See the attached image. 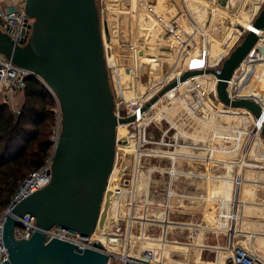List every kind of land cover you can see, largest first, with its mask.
I'll return each instance as SVG.
<instances>
[{
  "label": "built area",
  "instance_id": "built-area-1",
  "mask_svg": "<svg viewBox=\"0 0 264 264\" xmlns=\"http://www.w3.org/2000/svg\"><path fill=\"white\" fill-rule=\"evenodd\" d=\"M27 2L28 0H20L18 7L12 11L4 9L0 5V29L7 33L15 44L20 46L25 44L23 30L28 18L26 14ZM105 7L98 11L103 30L109 80L114 97L115 116L118 120L133 118L130 123L118 124L116 159L119 153L125 160L132 157L134 166L131 169L128 163L125 162L118 174H111L104 194L99 221L95 232L91 236H83L57 226L46 230L44 234L47 243L56 238L74 244L83 250L93 249L104 252L109 255L108 264H159L156 259L161 254L165 259V264H186L182 258L178 257L179 252L171 249L162 250L159 246V238H156L159 230L163 231L172 223L167 211L154 209L156 203L153 200L156 201L158 194V190H155V178L159 175L166 176L170 182L169 187H171L174 178L178 175L176 170L178 162L192 159L187 152L183 151L184 149H195L204 152L205 155L201 160L209 163L215 161L219 153L231 155L233 148L227 150L226 146L234 145V151L240 157V160L236 161L237 165L242 166V168H257L260 166L257 164V160L264 159V139L261 132L264 122V89H262L261 82L262 75H264V30L256 28L254 25L256 20H251L249 28L244 29L240 34L239 37L245 33H254L259 36V40L234 71L226 89L232 102L249 100L257 103L262 108V119L257 120L251 111L227 106L219 99L217 93L218 75L222 73L223 64L230 55L229 50L215 67L208 65L209 63L206 67L204 63L201 69L186 66L168 77L164 86L158 92H154L152 96L147 97L144 94L141 96V100H139L140 98L134 100L129 97L135 89V79L138 77L136 75L137 70L133 64L121 65L116 59V54L112 52V46L105 41L104 23H108L105 20L108 9L107 6ZM189 24L190 27L194 26L190 20ZM109 50H111V54H109ZM198 69L204 72L213 70L216 73L209 75L212 78L209 83V90L202 88L203 83L200 75L180 82L185 73ZM122 70L127 73L126 78L123 77ZM29 78H35L41 82L56 101L54 109L56 126L51 139L53 148L43 166L39 170L29 173L23 180L13 195L9 207L0 215V264L8 260V253L3 242V231L11 207H16L50 184L52 165L61 134L62 113L55 94L40 77L13 64L0 53V96L3 104L11 106L14 99L19 94L24 93ZM173 81H177V86L165 94L164 97H167V100L165 101V110H163L171 119L161 116V120L167 122V127L163 130L161 137H155L151 130L154 127L153 124L157 121L158 112L164 107L160 108L161 104H158L161 99L149 108L146 107L155 93H159ZM212 97L222 106L219 113L224 116L232 115L233 122L237 126H229L228 124L223 126L221 124L219 127H213L211 125L212 120L210 117L215 112L211 103ZM179 101L185 102V106H181ZM14 107L12 106L13 109ZM171 109L176 111L171 113ZM14 111L19 115L21 110L14 109ZM183 113L189 116L188 119H183L184 121L182 120ZM175 116L179 117L175 119ZM243 116L251 117V122L254 121V132L247 131L245 134L244 132H235L237 129L241 130V127L250 128L252 123L246 122L249 120ZM193 120L194 123L198 122L197 120H202L203 126H198L200 128L198 129V138L204 141L203 146L193 147L181 142L182 138L191 139L192 136L179 131L178 125L180 124L178 121L183 122V125H185L184 130L191 132ZM171 133L173 134L172 137H170ZM255 134L260 137V142L255 140ZM150 151L153 153H149ZM149 159L156 161V164L151 168L146 167L148 165L146 162ZM164 160L168 161L169 165L162 168L163 166L159 163ZM149 178H151L150 182ZM144 181H146L145 186ZM171 191L170 188L168 200L172 198ZM102 219L104 223L100 226ZM18 221L20 226L14 230L16 239L29 240L37 230L35 217L27 214L19 218ZM164 239L166 240V238ZM95 245L100 246L101 249L96 248ZM230 262L231 264H264L251 250L238 244L232 247Z\"/></svg>",
  "mask_w": 264,
  "mask_h": 264
},
{
  "label": "water",
  "instance_id": "water-1",
  "mask_svg": "<svg viewBox=\"0 0 264 264\" xmlns=\"http://www.w3.org/2000/svg\"><path fill=\"white\" fill-rule=\"evenodd\" d=\"M23 35L15 44L0 29V53L13 64L40 77L57 97L62 113L61 134L52 165L50 184L16 207L4 225L8 260L3 264H108L109 255L53 238L44 232L54 226L91 236L97 227L109 178L116 161L118 120L104 51V37L96 0H28ZM104 32H109L104 24ZM264 30V8L255 21ZM259 36L248 33L225 60L218 75L217 93L227 106L251 111L262 119V108L249 100L231 101L226 92L234 71L256 45ZM185 73L180 82L202 74ZM207 73L216 74L213 70ZM177 86L173 81L148 105ZM264 138V122L261 128ZM30 214L37 230L29 240L15 237L19 218ZM104 220H101L102 226ZM101 249L100 246L95 245Z\"/></svg>",
  "mask_w": 264,
  "mask_h": 264
},
{
  "label": "crops",
  "instance_id": "crops-1",
  "mask_svg": "<svg viewBox=\"0 0 264 264\" xmlns=\"http://www.w3.org/2000/svg\"><path fill=\"white\" fill-rule=\"evenodd\" d=\"M189 1L203 5V0ZM118 2L119 0H110L109 4L114 14ZM186 2L184 0V4ZM19 3L20 0H0V5L9 11L16 9ZM163 3L166 6L171 5L168 0H163ZM175 5L178 6L177 2ZM242 10L243 7L237 11V15L225 14L216 18L214 22L215 29L230 30L232 34L231 36L226 35L227 44L225 46L223 45V47L214 50L215 57L211 60V65L216 64L219 59L221 60L223 53L230 49L236 41L237 35L235 36V34L240 32L239 26L241 25L238 22L233 23L234 25L231 24L232 26H227V20L235 17L244 26L249 24V22L242 20L244 17L247 21L248 16L243 14ZM241 12L243 16H240ZM186 14L188 16V13ZM115 17L110 23L112 31L117 22V14ZM143 22V19H141V25ZM151 23L153 24V21ZM151 23L148 24L151 25ZM150 28L149 30H151ZM147 42L145 41L142 44L147 45ZM151 44V46L148 44L147 48L143 46L145 50H137L138 54L134 51L139 56L136 67L142 63L141 57L145 63L148 62V66L145 65L147 69L142 66L140 73L142 71L144 74L153 72V65L156 62L153 44L156 46V42ZM172 48L176 49L177 47L172 45ZM130 50L129 47H123L122 56L118 55V58H122L121 63L129 62V55H132V50ZM170 66L175 68L176 65L170 64ZM261 82L262 89H264V75H262ZM150 86L151 84L145 86L146 92L147 87ZM166 100L167 98L164 97L158 104ZM245 118L248 120V117ZM198 126H203L202 120L200 123H194L193 120L190 134L192 140L182 138L181 142L193 147L203 146L204 141L198 138V129H200ZM194 131L196 132L193 134ZM234 147V145L226 146L227 150L233 148V153L231 155L219 153L218 158L209 163L201 160L205 155L204 152L195 149H184L183 151L187 152L192 159L178 162L176 166L178 175L174 178L172 186L169 187L170 182L164 175L155 178V189L158 190L157 197L161 194L159 186L162 185L166 186L162 194L166 195L171 188L172 196H174L172 198H175L174 202L172 198L168 200L165 197L163 202L161 198H159L160 202L156 199L154 209L167 211L172 223L164 229L165 231L159 230L156 238H159V246L162 250L171 249L179 252L178 257L182 258L186 264H231L230 255L235 244L251 250L264 263V159L257 160V164L260 165L257 168H242V166L236 164L240 157L234 153ZM159 164L169 165L166 160L161 161ZM168 165H164L162 168ZM210 180L220 181L221 186L219 188L211 186L209 184ZM163 238H166V240H163ZM156 262L165 264L162 254L157 257Z\"/></svg>",
  "mask_w": 264,
  "mask_h": 264
},
{
  "label": "rangeland",
  "instance_id": "rangeland-1",
  "mask_svg": "<svg viewBox=\"0 0 264 264\" xmlns=\"http://www.w3.org/2000/svg\"><path fill=\"white\" fill-rule=\"evenodd\" d=\"M96 1H97V7H98L99 11L105 6H107V9H108V14H107L105 20L108 21V23H106V24H108L107 26H108L109 32L107 34H105V41H107V43L109 45L111 42L115 44L116 52H114L113 50H112V52L114 54L117 53L121 57L122 53H123V47H129L132 50V51L130 50L132 52V55H129V62H127V63L122 62L125 65L126 64H129V65L135 64L136 65L138 63L137 60L139 59V56L137 55L138 54L137 50H139V49L145 50L143 48V46L148 47V44L151 46L152 42H156V46H154L155 44H153V47L155 49L154 50L155 55H158L157 57H155V59L158 60L155 64H158V62L161 61V65L163 67H165L164 68L165 70H166V66H168L167 65L168 63L172 64V65H174L176 63L179 64V68H177V70H175L173 73L172 72L168 73V74H170V76H172V74H174L176 71L180 70L181 68H185L186 66L189 65V63H190L189 59L192 57L195 50L197 51V49H200L201 50V56H203V52H205V50H204L205 44L204 43H207L208 50H211V52H214V50H216V48L223 47V45L225 46L227 44V39H226L227 38V36H226L227 31H225V30L219 31V30H216L215 27H213V28L210 27V22L212 21L213 15H212V11L210 9H208V12L206 11L205 3H204V2L209 1V0H206V1L203 0L202 6L196 2L193 3V2H190L189 0H187L186 4L188 7L186 6V4H184V0H175V1H173L174 5L171 6L170 8H169V6H167L166 9L164 8V9H158V10L155 7L156 0H148L150 2V6H146L148 8L147 10L145 9L146 7H144L145 6L144 0H119L115 14H114V12H112L111 6H110L108 0H104V1L103 0H96ZM215 1H216L217 6H219L220 8H224L225 10L232 13L233 15L238 14L237 11L243 7V10H242L243 14H245L246 16L249 14L252 15L251 16L252 18H250V20H249V18H247V21L243 17L242 20H245V22H247V23L250 22L251 20L255 21L256 18L259 16V14L261 13V11L264 8V2H262V0H215ZM176 2L178 4V6L175 5ZM134 3L137 5L136 6L137 8L134 7ZM126 13H128V14H126ZM186 13H188L189 17L187 16ZM116 14H117V22L115 23L114 30L112 31L111 27H110V23ZM243 14L241 12L240 16H243ZM190 15H192V16H190ZM253 15H254V17H253ZM240 16H238V17H240ZM149 18L151 19V21H153V24L151 23ZM141 19H143V21H144L142 25L140 23ZM189 19H190V21L193 22V25H194L193 27H190V24L188 23ZM204 19H205V21H204ZM164 21H166L167 24ZM160 22L164 23L166 25L161 24ZM148 23L149 24L151 23V25H149ZM231 24H233L232 20H230V19L227 20V26H232ZM151 26H152V28H150ZM149 28L153 31L149 30ZM167 29L170 33L167 31ZM239 29H240V32L238 33V37H237L236 41L230 47L229 53H231L238 46H240L242 44V42L244 41L245 37L247 36V34L245 33L241 37H239L240 34L242 33L241 26H239ZM164 31H165V33H164ZM218 34H220V35H218ZM145 41H148L147 45L142 44ZM25 43H26V40H25ZM180 43H184V44H180ZM172 45L176 46L177 48H180L182 45L183 51H181V50L177 51V48L173 49ZM183 47H184V49H183ZM134 51H136L137 54ZM141 52L143 53V51H141ZM180 52L182 53V55L180 54ZM164 53H167V55H170V56L162 57V55H165ZM109 54H111V50H109ZM180 55H181V57H180ZM119 56H117V57H119ZM177 56L179 57L180 62H176ZM204 57H205V53H204ZM161 58H166V59H161ZM140 59H141L142 63L139 66L137 65L138 66L137 67L138 68V71H137L138 77H137V79H135V89L133 90V95L132 94L129 95V97H131L134 100L140 98L144 94L147 97L152 96V94H154L152 91L150 92V90H149V88L151 86L147 87L148 88L147 92L149 90V92L147 94L146 92H143L137 84V83L141 84L142 82H148L149 81V76H148L149 74L147 71H146L147 74H144V72L142 74L140 73L141 67L142 66L145 67V65L148 66V62L145 63L143 61L142 57ZM194 65H196V64L194 63ZM145 68L147 69V67H145ZM172 70H173V68H172ZM122 73H123V71H122ZM157 74H159V73H157ZM122 75L124 78H126L124 73ZM199 75L201 76L200 77L201 82L203 83L202 88L204 87L205 90H209L208 89V87L210 86L209 83L212 80V78L209 77V75H212V73H207L205 71ZM160 81H156V82L159 83ZM133 88H134V86H133ZM204 89H202V90H204ZM159 93H155L152 100ZM146 96H144V97H146ZM24 102H25V97H24V93H22V94H19L14 99L11 106H9V105H7V106H9V108L15 113V115H17L16 112L14 111V109H16V110L20 109L21 110ZM184 103L185 102L182 103L179 101V104L181 106H185ZM211 103L213 104L212 106L215 110L214 115H212L213 114L212 113L211 117H210L212 120L211 125L213 127L214 126L219 127L221 124H223V126H225L224 124H228L229 126H237L235 124V122H233L234 119H233L232 115L231 116L230 115L224 116V115H221V113H219L222 110V106L213 97L211 99ZM0 105H5L2 103L1 96H0ZM165 105H166V102H162L160 105V108L164 107ZM12 106H15L14 109L12 108ZM186 106H187V104H186ZM55 107H56V101H55ZM163 110H165V107L162 108L161 111H163ZM161 111L158 112L157 121L153 124L154 127L151 130V133L154 134L155 137H157V136L161 137L163 130L165 129V127H167V122H165L164 120H161V116L168 117L171 119V117L167 113H165V111H163V112H161ZM175 111L176 110L171 109V113H173ZM178 117L179 116H175V119ZM188 118H189L188 114L183 113L182 120L188 119ZM248 120L249 121H246V122L252 123L250 128L241 127V130L237 129L235 132H237V133L244 132V134L247 131L254 132L255 131V128L253 127L254 121L251 122V120H252L251 118H248ZM197 121L200 122L199 120H197ZM178 122L180 124V125H178L180 132L191 134V132H189L188 130L183 129V127L185 125H183L182 121H181L182 124L180 121H178ZM172 135L173 134L171 133L170 137H172ZM262 137H263V135H262ZM209 138L211 139L212 136ZM254 138H256L255 140H257L256 136ZM257 141H259V139ZM150 148H152V146H150ZM150 153H153V152L150 151ZM234 153L237 154L236 151H234ZM125 162L128 163V165L130 166L131 169L133 168V166H134L133 158L128 157L125 160V158L119 153L117 155L115 169L113 172L115 175H116V173L118 174L120 172L122 165H124ZM146 164H148L146 166L147 168L148 167L151 168L156 164V161H154L153 159H149V161H147ZM164 165H168V164H164ZM164 165L162 164L161 166H164ZM209 184L211 186L218 187V188L221 186L220 181L210 180ZM165 187L166 186H162V185L159 186V191H161V194H159L157 197V200L159 202H160L159 198H161V200L163 202V201H165V197L166 198L169 197L168 193L166 195L162 194V191H164ZM155 190H157V189H155ZM234 191H235V189L233 190V193H234ZM171 197H174V196H171ZM172 199L174 202L175 198H172ZM153 202H156V201L153 200Z\"/></svg>",
  "mask_w": 264,
  "mask_h": 264
},
{
  "label": "trees",
  "instance_id": "trees-1",
  "mask_svg": "<svg viewBox=\"0 0 264 264\" xmlns=\"http://www.w3.org/2000/svg\"><path fill=\"white\" fill-rule=\"evenodd\" d=\"M24 97L19 115L0 105V215L23 180L43 166L53 148V96L41 82L29 78Z\"/></svg>",
  "mask_w": 264,
  "mask_h": 264
},
{
  "label": "bare ground",
  "instance_id": "bare-ground-1",
  "mask_svg": "<svg viewBox=\"0 0 264 264\" xmlns=\"http://www.w3.org/2000/svg\"><path fill=\"white\" fill-rule=\"evenodd\" d=\"M173 1H175V0H168V2H169V4H171L170 6H169V8L173 5ZM187 1V0H186ZM204 1H206V0H204ZM108 2L110 3V0H108ZM139 2V1H138ZM144 2H145V6L144 7H146V6H150V2L148 1V0H144ZM143 2V3H144ZM194 3V2H193ZM205 3V9H206V11L208 12V9H210L211 11H212V15H213V18H212V21L210 22V27L211 28H213L214 27V22H215V20H216V18L217 17H220V16H223V15H225V14H232V13H230V12H228L227 10H225L224 8H220L219 6H217L216 5V1L215 0H209V1H206V2H204ZM137 5L134 3V7H136ZM153 6V5H152ZM139 7V6H138ZM155 7L157 8V10L158 9H166V5L163 3V0H156V2H155ZM137 8V7H136ZM151 8V7H150ZM131 9V8H130ZM146 10L148 9L147 7L145 8ZM152 9V8H151ZM143 10V9H142ZM139 11V10H138ZM149 11V10H148ZM162 11V10H161ZM123 12V11H122ZM125 13V12H124ZM126 14H128V13H126ZM133 14V13H132ZM208 14V13H207ZM235 14V13H234ZM153 15V14H152ZM211 15V14H210ZM237 15V14H236ZM132 16V15H131ZM156 17V16H155ZM165 17V16H164ZM250 14L248 15V17L247 18H249V20H250ZM127 20V19H126ZM134 20V19H133ZM161 20V19H160ZM230 20H232V22L233 23H236V22H238L240 25H241V28L242 29H247V28H249V26H250V23L249 24H245V26L241 23V22H239L238 20H236V18L235 17H232V18H230ZM235 22H234V21ZM189 21V20H188ZM204 21H205V19H204ZM208 21V20H207ZM165 23H166V21H164ZM159 23V22H158ZM161 23V22H160ZM137 24V23H136ZM161 24H164V23H161ZM167 24V23H166ZM166 24H164V25H166ZM206 24V23H205ZM167 27V26H166ZM207 27V26H206ZM161 28V27H160ZM174 28V27H173ZM173 30V29H172ZM216 30H219V31H223V29L222 28H216ZM138 31V30H137ZM163 31V30H162ZM167 31H168V29H167ZM174 31V30H173ZM169 32V31H168ZM177 32V31H176ZM164 33H165V31H164ZM170 33V32H169ZM159 34V33H158ZM227 34L228 35H230L231 36V34H232V32L229 30V31H227ZM226 34V35H227ZM163 35V34H162ZM167 35V34H166ZM218 35H220V34H218ZM237 35V37H238V33H236L235 34V36ZM236 38V37H235ZM158 41V40H157ZM181 44H184V43H181ZM205 44V52H203V56H201V50L200 49H197V51L195 52V53H193V55H192V57L189 59L190 61V63H189V65H188V67H191V68H203V66H204V63H205V67H206V65L208 64V65H210L211 67H215L219 62H220V59L216 62V64H214V65H211V60L215 57V55L213 54V52H211V50H208V45H207V43H204ZM110 45L112 46V50L114 51V52H116V50H115V44L114 43H110ZM165 45V44H164ZM167 45V44H166ZM186 48V47H185ZM183 49H184V47H183ZM179 50H181V51H183L182 50V45H181V47L178 49V51ZM187 50V49H186ZM229 50V49H228ZM228 50H226L224 53H223V56L227 53V51ZM175 52V51H174ZM162 53V52H161ZM200 53V54H199ZM204 53H205V57H204ZM116 54V59L121 63V61L122 60H120V58H118L117 56H118V54L117 53H115ZM165 55H162V57H165V56H170V55H167V53H164ZM179 54V53H178ZM180 54L182 55V53L180 52ZM181 55H180V57H181ZM195 55V56H194ZM198 55V56H197ZM158 55H155V57H157ZM222 56V57H223ZM178 57V56H177ZM176 57V62H180V59H179V57L177 58ZM161 59H166V58H161ZM160 59V60H161ZM172 59V58H171ZM158 60L156 59V62H157ZM165 61V60H164ZM169 61V60H168ZM155 62V63H156ZM160 63V64H159ZM194 63L196 64V65H194ZM121 65H125V64H123V63H121ZM168 66H166V70L164 69L165 67H163L162 65H161V61H159L158 62V64H154L153 65V72L152 73H150L148 76H149V81L148 82H142L140 85H141V90L143 91V92H146V88H145V86L146 85H148V84H151V87L149 88V90H150V92L152 91L153 93L154 92H158L163 86H164V84H165V82H166V80L168 79V77L170 76V74H168V73H170V72H174L175 70H177V68H179V64L178 63H176V64H174V65H176L175 66V68H173V70H172V68H171V66H170V64L168 63L167 64ZM134 67L136 68V70H137V67H136V65L134 64ZM161 67V68H160ZM161 70V71H160ZM172 70V71H171ZM123 71V73H124V75L126 76L127 75V73H125V70H122ZM137 72V71H136ZM166 72V73H165ZM122 73V74H123ZM138 73V72H137ZM143 73V71L141 72V74ZM157 73H159V74H157ZM167 74V75H166ZM137 75V74H136ZM154 75V76H153ZM157 79V80H156ZM162 80L161 82H159V83H156V81H159V80ZM140 85H139V88H140ZM140 90V91H141ZM149 90H148V92H149ZM175 91H177V90H175ZM142 92V93H143ZM148 92H146L147 94H148ZM138 93V92H137ZM133 95V92H131L130 93V95ZM139 96V95H138ZM164 98V96L161 98V100ZM167 98V97H166ZM140 99H141V97H140ZM248 118H251V117H248ZM256 137H257V140L259 139V142L261 141V139H260V137L258 136V135H256ZM150 153V152H149ZM116 171V170H115ZM117 174V173H116ZM151 181V178H149V182ZM148 181H147V183H149ZM145 184H146V181H144V186H145Z\"/></svg>",
  "mask_w": 264,
  "mask_h": 264
}]
</instances>
